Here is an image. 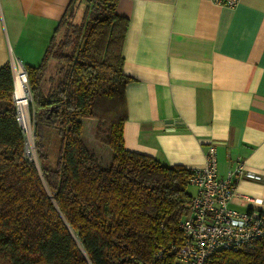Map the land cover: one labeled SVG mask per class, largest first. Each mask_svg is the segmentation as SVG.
<instances>
[{
    "label": "trees",
    "instance_id": "trees-1",
    "mask_svg": "<svg viewBox=\"0 0 264 264\" xmlns=\"http://www.w3.org/2000/svg\"><path fill=\"white\" fill-rule=\"evenodd\" d=\"M120 1L69 0L40 62L25 67L33 160L15 119L11 66H0V264H175L193 170L124 147L132 79L122 72ZM82 118L97 120L94 139L111 151L104 167ZM207 264H264V239Z\"/></svg>",
    "mask_w": 264,
    "mask_h": 264
},
{
    "label": "crops",
    "instance_id": "crops-1",
    "mask_svg": "<svg viewBox=\"0 0 264 264\" xmlns=\"http://www.w3.org/2000/svg\"><path fill=\"white\" fill-rule=\"evenodd\" d=\"M68 2L0 0V66L37 65ZM116 12L127 19L122 72L132 79L125 149L196 170L213 145L219 177L237 160L260 177L236 182L229 206L264 201V0H121Z\"/></svg>",
    "mask_w": 264,
    "mask_h": 264
},
{
    "label": "built area",
    "instance_id": "built-area-1",
    "mask_svg": "<svg viewBox=\"0 0 264 264\" xmlns=\"http://www.w3.org/2000/svg\"><path fill=\"white\" fill-rule=\"evenodd\" d=\"M227 8L237 6L239 0H209ZM13 81L12 101L15 108V119L26 139L25 134L32 133L30 120L27 126L20 118L15 95V83L24 90L26 102L31 101L27 81V72L20 62L11 64ZM24 144V153L28 150ZM30 146V145H29ZM260 177L248 172L242 161L237 160L224 177L217 175L216 151L209 145L205 153V164L193 170L189 185L194 188L185 207V215L179 223L182 233L181 243L175 248V264H207L209 257L222 250H237L254 246L264 239V211L258 206L264 201L251 197H242L247 210L237 211L229 206L235 197V183L242 179L258 180Z\"/></svg>",
    "mask_w": 264,
    "mask_h": 264
},
{
    "label": "rangeland",
    "instance_id": "rangeland-1",
    "mask_svg": "<svg viewBox=\"0 0 264 264\" xmlns=\"http://www.w3.org/2000/svg\"><path fill=\"white\" fill-rule=\"evenodd\" d=\"M29 104H30V101L28 102L25 113H26V115L28 114L29 120H30V125H31L32 116H31L30 111H29ZM29 120H28V122L24 121L26 126L29 123ZM81 120H82V124H83L82 126L84 128L85 138L88 140L87 141L88 144L86 142L87 147L90 151H92L93 153H95L97 155V157L99 158V163L104 167L105 165H107L106 163H108L110 160L111 151L106 145H104V144L100 143L98 140L94 139V133H95V127L97 124V120L86 119V118H82ZM25 136H26L25 143H26V140H27V142L30 143L29 144L30 146L28 145L29 151H27V153L25 151V155L30 160H33L34 155H35L34 154V148H33V141L31 144L30 133L25 134ZM46 140L49 141V143L52 145V141L49 138H47ZM188 191L192 194L194 192V188L192 186H189Z\"/></svg>",
    "mask_w": 264,
    "mask_h": 264
},
{
    "label": "bare ground",
    "instance_id": "bare-ground-1",
    "mask_svg": "<svg viewBox=\"0 0 264 264\" xmlns=\"http://www.w3.org/2000/svg\"><path fill=\"white\" fill-rule=\"evenodd\" d=\"M15 95L17 97V107H18V113L20 118L23 119V122L26 121L28 122V114L26 115V107H27V102L24 94L23 88L20 86L18 82L15 83ZM25 124V122H24ZM26 125V124H25Z\"/></svg>",
    "mask_w": 264,
    "mask_h": 264
}]
</instances>
